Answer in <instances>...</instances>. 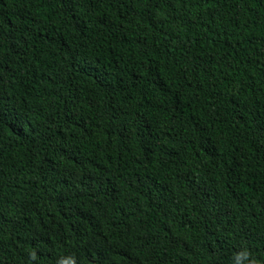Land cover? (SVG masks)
Masks as SVG:
<instances>
[{"label":"trees","instance_id":"1","mask_svg":"<svg viewBox=\"0 0 264 264\" xmlns=\"http://www.w3.org/2000/svg\"><path fill=\"white\" fill-rule=\"evenodd\" d=\"M0 264H264V0H0Z\"/></svg>","mask_w":264,"mask_h":264}]
</instances>
